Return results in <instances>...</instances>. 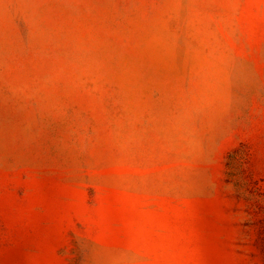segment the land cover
Wrapping results in <instances>:
<instances>
[{
	"label": "rangeland",
	"instance_id": "obj_1",
	"mask_svg": "<svg viewBox=\"0 0 264 264\" xmlns=\"http://www.w3.org/2000/svg\"><path fill=\"white\" fill-rule=\"evenodd\" d=\"M0 264H264V0H0Z\"/></svg>",
	"mask_w": 264,
	"mask_h": 264
}]
</instances>
